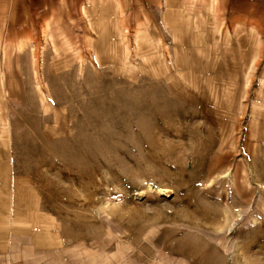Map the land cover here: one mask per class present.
Instances as JSON below:
<instances>
[{
  "label": "rangeland",
  "instance_id": "374dc122",
  "mask_svg": "<svg viewBox=\"0 0 264 264\" xmlns=\"http://www.w3.org/2000/svg\"><path fill=\"white\" fill-rule=\"evenodd\" d=\"M236 1L100 0L31 44L0 0V264H264V14Z\"/></svg>",
  "mask_w": 264,
  "mask_h": 264
},
{
  "label": "crops",
  "instance_id": "0c3cea01",
  "mask_svg": "<svg viewBox=\"0 0 264 264\" xmlns=\"http://www.w3.org/2000/svg\"><path fill=\"white\" fill-rule=\"evenodd\" d=\"M100 0H11L20 7L12 14L11 22L5 25L3 35L12 34L31 41L41 42L45 36L53 38L64 27L80 28V22L87 26V17L93 5ZM233 2L241 4L240 1ZM258 5L264 14V0H251L243 4L246 8ZM86 25V26H85ZM20 51V46L18 47Z\"/></svg>",
  "mask_w": 264,
  "mask_h": 264
},
{
  "label": "bare ground",
  "instance_id": "6f19581e",
  "mask_svg": "<svg viewBox=\"0 0 264 264\" xmlns=\"http://www.w3.org/2000/svg\"><path fill=\"white\" fill-rule=\"evenodd\" d=\"M41 80V79H40Z\"/></svg>",
  "mask_w": 264,
  "mask_h": 264
}]
</instances>
